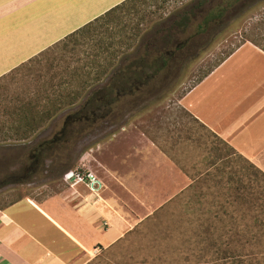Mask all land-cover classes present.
<instances>
[{"label":"rangeland","instance_id":"1","mask_svg":"<svg viewBox=\"0 0 264 264\" xmlns=\"http://www.w3.org/2000/svg\"><path fill=\"white\" fill-rule=\"evenodd\" d=\"M148 1L152 4L150 7L140 4L135 11L112 23L109 29L114 39L108 38L110 32L105 28L94 34L86 33L76 42L55 46L25 62L13 78L6 75L0 79V128L3 130L4 124L16 126L11 123L14 122L12 115L4 108H13L30 100L41 102L43 107H52L56 102L38 98L39 93L45 91L59 100L54 115L29 138L19 139L13 131L11 137L13 133L17 137L7 139L0 133V207L26 196L41 200L65 189L71 183L66 179L71 171L93 174L102 182L103 197L113 202L126 224L120 238L132 229L151 226L142 240H136L127 251L139 264L148 260V247L165 237V232H153L162 229L152 228L158 211L192 181L181 166L193 174L194 165L206 160L201 143L193 139L196 129L192 131L191 127L195 124L186 117L182 99L218 62L227 59L245 42L259 43L264 47V0H258L240 16L230 18L226 15L222 22L226 28L211 43L212 37L210 40L207 36L196 37L193 41L201 46L194 59L179 55V68L161 73L133 95L114 90L116 102L109 107L97 108L94 115L93 109L85 107V103L94 89L111 81V72L120 65L125 56L123 51L129 44L134 42L128 52L133 55L142 36L153 35L152 29L157 23L195 0ZM220 1L210 0L203 7L205 11L197 13L188 31L178 32L177 38L183 40L194 34L206 12ZM143 14L149 15L140 22ZM124 24H128L127 28ZM137 24L143 29L140 32ZM105 40H114L113 49L121 50L114 65L104 60L113 58L111 53H104L101 58L95 56L102 52L101 41ZM150 51L156 52L152 48ZM96 59L98 61L94 63ZM262 65L264 68V59L248 48L223 69L228 72L225 76L231 82H225L224 86L219 81L218 85L216 82L210 86L212 90L222 86L220 92L229 93L230 85L237 86L245 78L252 84L260 80ZM100 72H104L103 76L96 79ZM218 94L215 90L212 99L219 97ZM87 116L88 121H72ZM189 135L194 141L188 138ZM55 137L60 142L50 147ZM200 167L202 171L207 168L205 163ZM109 226L104 224L105 229ZM183 235V231L178 232L177 240ZM99 247L102 251L97 257L87 252L82 261L98 264L102 260L114 259V254L121 252L116 244ZM117 254L121 259L125 252Z\"/></svg>","mask_w":264,"mask_h":264},{"label":"trees","instance_id":"2","mask_svg":"<svg viewBox=\"0 0 264 264\" xmlns=\"http://www.w3.org/2000/svg\"><path fill=\"white\" fill-rule=\"evenodd\" d=\"M256 2L258 0H221L206 12L196 32L183 40L177 38L180 35L178 32H187L197 13L205 11L203 7L210 3V0H195L179 7L171 16L157 23L152 29L153 33H148L153 35L142 36L140 45L133 55L128 52L134 42L129 44L123 51L125 56L120 65L111 72L109 78L111 81L103 87L94 89L85 107L96 110L102 106L113 105L116 102L114 90H123L128 95L141 91L161 73H170L179 68L177 61L179 55H187L189 60L194 59L200 53L201 46V43L193 41L196 37L207 36L209 40L212 37L211 43L213 38L226 28L222 24L226 15H230V18L240 16ZM140 4L148 7L152 5L148 0H126L46 51L63 43L76 42L81 35L94 34L101 28L109 31L108 38L112 39L113 34L109 29L112 23L135 11ZM147 15L149 14H143L140 22L144 21ZM124 25L127 28L128 24ZM137 28L139 32L143 30L139 24ZM113 41H101L102 52L95 54L96 58H101L102 54L111 53L113 58L104 59L109 65H114L113 62L121 52L113 49L116 44ZM255 44L264 50L259 43ZM151 48L156 52L151 53ZM225 60L226 58L218 62L208 74ZM97 61L94 60V63ZM99 63L101 64V61ZM23 64L0 79L5 76L13 78L15 72L22 69ZM103 74L104 72H100L96 79H100ZM49 93L51 92L45 91L44 94L40 92L38 98L58 104L59 100L55 95ZM56 103L52 107H43L41 102L30 100L13 108H4L6 113L12 115L11 119L14 122L11 123L16 126L4 124L5 130L0 128V133L6 135L7 139L17 137L14 133L19 139L29 138L54 115ZM182 109L186 117L191 118L190 123L195 124L191 127L192 131L196 129L193 139L201 143L202 154L206 160L200 162L199 166L197 163L194 165L193 174L181 166L192 181L158 211L152 228L162 229L153 232H165V237L148 247L150 259L140 264H264V171L189 110L185 107ZM13 131L16 132L11 137L10 132ZM188 138L192 137L189 135ZM193 139L191 140L194 141ZM202 163L207 167L205 171L201 170ZM147 228L151 226L132 229L128 233L130 237L126 235L114 243L116 248L121 250L117 253L125 252L123 258L118 259L120 254L115 253L114 259L102 260L98 264H139L133 261L134 258H131L127 251L136 240H142V236L148 231ZM182 231L183 238L177 240L178 232Z\"/></svg>","mask_w":264,"mask_h":264},{"label":"crops","instance_id":"3","mask_svg":"<svg viewBox=\"0 0 264 264\" xmlns=\"http://www.w3.org/2000/svg\"><path fill=\"white\" fill-rule=\"evenodd\" d=\"M124 1L0 0V77ZM248 48L264 59L261 47L245 42L197 83L182 104L264 170L263 65L260 80L250 84L245 78L230 85L231 98L230 92H220L222 84L231 82L223 69ZM219 81V97L212 99L210 84ZM69 184L44 199L26 196L0 207V264H85L87 252L120 239L126 224L103 197L102 182L99 189L84 182ZM104 224L110 226L105 229Z\"/></svg>","mask_w":264,"mask_h":264},{"label":"built area","instance_id":"4","mask_svg":"<svg viewBox=\"0 0 264 264\" xmlns=\"http://www.w3.org/2000/svg\"><path fill=\"white\" fill-rule=\"evenodd\" d=\"M66 179L71 182H84L88 184L93 189H99L100 187V181L93 175V174H84L81 172H74L71 171L67 174ZM2 214V210L0 208V217ZM102 251V248L97 246L95 247L90 253L92 254V257H97Z\"/></svg>","mask_w":264,"mask_h":264},{"label":"flooded vegetation","instance_id":"5","mask_svg":"<svg viewBox=\"0 0 264 264\" xmlns=\"http://www.w3.org/2000/svg\"><path fill=\"white\" fill-rule=\"evenodd\" d=\"M92 112H93L94 115H96V112H95L94 110H92ZM88 119H89V117L87 116V117H85V118H83V117H79V118L73 119L72 121H73V122H76V121L81 122V121H83V120L88 121ZM71 124H72V123H71ZM58 142H60V139H59L58 137H55V138L51 141V145H49V146L52 147V146L56 145Z\"/></svg>","mask_w":264,"mask_h":264}]
</instances>
